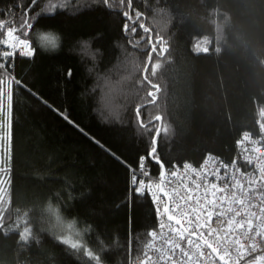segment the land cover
<instances>
[{
    "label": "trees",
    "instance_id": "obj_1",
    "mask_svg": "<svg viewBox=\"0 0 264 264\" xmlns=\"http://www.w3.org/2000/svg\"><path fill=\"white\" fill-rule=\"evenodd\" d=\"M22 12L34 57L0 73V264H132L157 221L130 184L138 157L163 161L158 176L208 153L230 162L264 123V0H0L5 25Z\"/></svg>",
    "mask_w": 264,
    "mask_h": 264
},
{
    "label": "built area",
    "instance_id": "obj_2",
    "mask_svg": "<svg viewBox=\"0 0 264 264\" xmlns=\"http://www.w3.org/2000/svg\"><path fill=\"white\" fill-rule=\"evenodd\" d=\"M18 56L9 66L11 69ZM171 168L186 181L196 176L203 185L214 187L221 197V202L211 209L216 223L210 235L204 237L215 247L210 250L190 238L176 233L169 235L170 230L164 229L159 223V205L146 191L141 197L153 202L156 227L149 231V239L141 256L132 264H264V123H261L256 135L248 132L241 134L236 142V157L233 161L227 162L208 153L200 164L185 161ZM166 171L163 178L156 175L152 167L149 177L137 175L145 188L164 184L168 179L182 189L183 185L179 184L177 178L168 177ZM168 187L165 184V188ZM238 223L244 227L230 233L229 229ZM223 237H227V240L224 241Z\"/></svg>",
    "mask_w": 264,
    "mask_h": 264
},
{
    "label": "snow or ice",
    "instance_id": "obj_3",
    "mask_svg": "<svg viewBox=\"0 0 264 264\" xmlns=\"http://www.w3.org/2000/svg\"><path fill=\"white\" fill-rule=\"evenodd\" d=\"M25 12L21 13L23 18L20 19L19 24H16V26H13V24L5 25L3 21H0V37H3L0 39V73H3L6 68H8L9 72L12 71L9 66L17 55L21 57H32L34 55L33 47L27 38V30L32 28L33 24L31 20L27 19ZM54 14L50 13V15ZM41 41V46L46 49L55 50L59 47L58 37L52 34L42 36ZM82 44L85 48L88 47L86 42H82ZM67 75L70 76L71 72L69 71ZM2 82L0 81V83ZM11 83L12 81L9 80V84ZM17 87H19L18 82ZM2 95L0 93V96ZM12 99L13 96L10 89L7 95L9 118L6 124L0 123V128L5 129L0 133V184H4L5 179L9 175L8 163L12 158ZM63 118L68 120L69 123H73L67 115H63ZM109 154L113 155L114 159H118L115 154L111 152ZM153 163L158 168L164 164L163 161L157 159L154 153H145L143 157H138L135 169L129 168L130 184L134 186V191L138 192L140 196L147 191L151 198L155 199V203L159 205L161 213L159 223L164 226V229L170 230L169 235L173 233L179 234L182 237L190 238L191 241L197 244L202 243L211 250L215 247V244L205 240L204 237L210 235L212 226L216 223L215 214L211 209L221 202V197L218 195L217 190L214 187L209 188L203 185L196 176L191 178L190 181H186L171 167L166 171L167 176L176 177L179 184L183 185L182 189L168 179L165 180L164 184L149 185L145 188L141 185L140 181L142 179H139L137 174L140 177H149ZM145 173H147V176H145ZM165 184L169 185L167 189ZM243 227L242 223L234 224L229 229V232H235ZM222 239L226 241L227 237Z\"/></svg>",
    "mask_w": 264,
    "mask_h": 264
},
{
    "label": "clouds",
    "instance_id": "obj_4",
    "mask_svg": "<svg viewBox=\"0 0 264 264\" xmlns=\"http://www.w3.org/2000/svg\"><path fill=\"white\" fill-rule=\"evenodd\" d=\"M100 107H103V102H102V100H101V102H100ZM45 209H46L47 211H51V212H53V214L56 215L57 218H60V217H59V211H60V210H59V208H55V207L53 206L51 200H49L48 203L45 205ZM68 223H70V224H75V220H74V219L69 220Z\"/></svg>",
    "mask_w": 264,
    "mask_h": 264
},
{
    "label": "rangeland",
    "instance_id": "obj_5",
    "mask_svg": "<svg viewBox=\"0 0 264 264\" xmlns=\"http://www.w3.org/2000/svg\"><path fill=\"white\" fill-rule=\"evenodd\" d=\"M3 116H4V118L2 119V123L6 124L7 120H8V116H6V115H3ZM0 130H1L0 133H2L4 131V128H0ZM5 182H6V179H5ZM5 189H6L5 183L4 184H0V197H2L4 195Z\"/></svg>",
    "mask_w": 264,
    "mask_h": 264
},
{
    "label": "water",
    "instance_id": "obj_6",
    "mask_svg": "<svg viewBox=\"0 0 264 264\" xmlns=\"http://www.w3.org/2000/svg\"><path fill=\"white\" fill-rule=\"evenodd\" d=\"M156 120L160 122L161 118H157ZM154 142H155V140H154ZM163 175H164V170H163L162 178H163Z\"/></svg>",
    "mask_w": 264,
    "mask_h": 264
},
{
    "label": "bare ground",
    "instance_id": "obj_7",
    "mask_svg": "<svg viewBox=\"0 0 264 264\" xmlns=\"http://www.w3.org/2000/svg\"><path fill=\"white\" fill-rule=\"evenodd\" d=\"M163 174V173H162ZM161 176V178H162V175H160ZM163 177H164V175H163ZM134 188V187H133Z\"/></svg>",
    "mask_w": 264,
    "mask_h": 264
}]
</instances>
